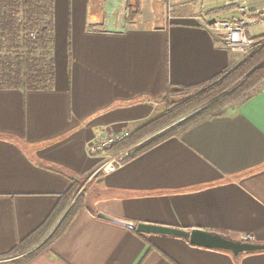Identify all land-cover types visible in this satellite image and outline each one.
Here are the masks:
<instances>
[{
  "label": "crops",
  "instance_id": "0c3cea01",
  "mask_svg": "<svg viewBox=\"0 0 264 264\" xmlns=\"http://www.w3.org/2000/svg\"><path fill=\"white\" fill-rule=\"evenodd\" d=\"M130 1L126 10L120 1L55 0L54 87L0 90V259L26 241L33 247L18 264H264V252L235 258L97 218L264 245V86L96 178L109 159L88 154L100 132L131 135L170 86L204 83L231 61L211 31L213 20L239 16L226 0ZM80 183L81 210L26 260L56 232Z\"/></svg>",
  "mask_w": 264,
  "mask_h": 264
},
{
  "label": "trees",
  "instance_id": "16d2710c",
  "mask_svg": "<svg viewBox=\"0 0 264 264\" xmlns=\"http://www.w3.org/2000/svg\"><path fill=\"white\" fill-rule=\"evenodd\" d=\"M54 5L55 0H0V90L33 92L54 87ZM257 40L263 42L249 54L243 55L238 62L236 55L231 52L229 67L214 78L194 86H170L161 102H169L174 96L181 100L171 103L175 104L172 109L155 116L107 153L120 154L207 106L136 149L123 162L125 164L205 120L222 115L229 106L252 98L264 84V37ZM81 185H74L73 198ZM81 208L80 200L76 201L53 236L25 259L30 260L46 249L66 230ZM132 231L141 237L145 236ZM33 238L30 237L29 242ZM32 247L25 241L17 245L8 256L22 255Z\"/></svg>",
  "mask_w": 264,
  "mask_h": 264
},
{
  "label": "built area",
  "instance_id": "2783aa9c",
  "mask_svg": "<svg viewBox=\"0 0 264 264\" xmlns=\"http://www.w3.org/2000/svg\"><path fill=\"white\" fill-rule=\"evenodd\" d=\"M120 1L124 9L131 8L130 0H112ZM225 6L227 8H235L239 13L238 17L231 20H216L211 25V31L216 36L218 41L231 52L248 53L257 48L263 40H257L259 37H264V34L257 37H250L248 29L252 27L264 28V4L261 0H226ZM130 136L129 132L122 135H111L106 131L100 132L88 144V154L96 157L104 155L111 150L115 145L125 141ZM130 154V153H129ZM127 152H121L118 156L111 159V170L123 164V160L128 157ZM106 164L100 171L108 172ZM99 171V172H100ZM251 237H245L242 242L252 243Z\"/></svg>",
  "mask_w": 264,
  "mask_h": 264
},
{
  "label": "water",
  "instance_id": "95a60500",
  "mask_svg": "<svg viewBox=\"0 0 264 264\" xmlns=\"http://www.w3.org/2000/svg\"><path fill=\"white\" fill-rule=\"evenodd\" d=\"M215 21L216 20H213L211 22V25L214 24ZM241 84L242 83H240L239 85ZM239 85H237L234 89H236ZM234 89H232V91ZM206 107L202 108L201 110L205 109ZM201 110L177 122L176 125L180 124L181 122L185 121L191 116L199 113ZM173 127L174 126L167 128L166 130H164V132L168 131L169 129ZM97 218L121 225L131 230H135L136 232L143 234V235L183 239V240L188 241L190 245L194 247L204 248L207 250H217V251L228 252V253H231L235 258H239L243 255H250V254L264 252V245L262 244H255V243H248V242H235V241L226 239L224 237L211 234V233H207L204 231H199V230L188 231V230L164 227V226H159V225H147V224L136 225L133 223H129L126 221L113 218L103 213H98Z\"/></svg>",
  "mask_w": 264,
  "mask_h": 264
},
{
  "label": "rangeland",
  "instance_id": "374dc122",
  "mask_svg": "<svg viewBox=\"0 0 264 264\" xmlns=\"http://www.w3.org/2000/svg\"><path fill=\"white\" fill-rule=\"evenodd\" d=\"M175 1H181V0H165V3H167L168 5H172V3H174ZM262 2H263V4H264V0H261ZM248 34L250 35V36H258V35H261V34H263L264 33V28H262V27H252V28H249L248 29ZM251 51H253V50H251ZM251 51H249L248 53H240V52H233V54L234 55H236V58H237V62H238V60L240 59V58H242L243 57V55H247V54H249ZM242 82H244V81H242ZM263 86H264V84H263ZM263 86H261V87H263ZM236 87V86H235ZM260 87V88H261ZM179 100H181L178 96H174L173 97V99L172 100H170L169 102H166V103H164V102H161L160 104H159V107L157 108V111H156V113H155V115H154V117L155 116H157L158 114H160V113H162V112H165V111H167L168 109H172V107H174V105H172L171 103H177ZM242 101H244V100H242ZM242 101H239V102H237V103H235V104H238V103H241ZM235 104H233V105H235ZM169 106H171L170 108H169ZM232 106V105H231ZM153 117V118H154ZM152 118V119H153ZM183 120V119H182ZM181 121V120H180ZM176 124H174L173 126H175ZM164 131H162V132H160V133H157V134H155V135H152V136H150V137H148L147 139H145V140H143V141H141L142 142V144L138 147V148H140L142 145H145L148 141H150L151 139H153L154 137H157L159 134H161V133H163ZM166 132V131H165ZM164 132V133H165ZM132 147H134V146H132ZM138 148H136V149H138ZM135 149V150H136ZM134 150V151H135ZM134 151H132L128 156H130ZM108 157H109V159H107L106 160V162H105V164L104 165H106V164H109L110 163V161H111V159H113L114 157H116V156H118L119 154H115V155H110V154H108V153H105ZM126 159H127V157H126ZM126 159H124L122 162H124ZM103 165V166H104ZM104 172L103 171H100L99 172V175L98 176H96V178H98V177H101L102 176V174H103ZM82 185H83V183H81ZM81 185V186H82ZM80 192V193H79ZM78 193H79V195H78ZM74 198H75V202L76 201H78V200H80V204H82L83 203V191H77L76 192V194H75V196H74ZM17 257L18 256H10V257H7V258H4V259H0V264H18V260H17Z\"/></svg>",
  "mask_w": 264,
  "mask_h": 264
}]
</instances>
